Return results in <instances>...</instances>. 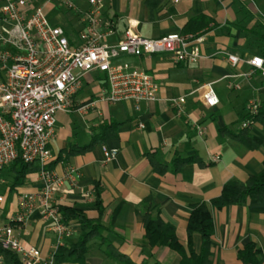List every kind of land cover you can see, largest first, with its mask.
<instances>
[{
	"label": "crops",
	"instance_id": "0c3cea01",
	"mask_svg": "<svg viewBox=\"0 0 264 264\" xmlns=\"http://www.w3.org/2000/svg\"><path fill=\"white\" fill-rule=\"evenodd\" d=\"M74 3L76 9L56 8L55 16L64 14L62 23L58 19L49 21L46 16L51 25L65 30L71 45L79 43L88 8L86 0ZM262 10L253 9L249 0H179L176 4L171 0H103L101 15L112 23L111 28H102L104 42L109 45L117 44L127 29L155 39L181 34L190 18L202 16L206 20L205 28L191 34L204 36L199 45L201 58L195 64H174L167 55L121 56L115 61L136 66L154 77L159 86L155 102L141 103L138 110L132 102H98L107 91L105 75L76 71L82 87L72 97L73 110L56 115L54 136L48 146L52 159L46 166L62 180L54 188V201L59 207L80 211L88 219H99L108 228L106 240L134 264L181 261L178 252L151 247L145 238L142 218L136 212L145 199L151 197L161 219L174 227L188 256L186 228L192 207L201 203L209 206L225 183L245 182L262 170L264 80L258 73L248 78L240 76L250 67L246 63L233 67L224 59L228 53L243 60L253 56L264 60ZM206 84H211L218 99L213 108L203 103ZM229 85L240 88L231 89ZM181 96L187 97L183 112L178 114L170 100ZM252 100L258 102L262 118L248 129L249 136H239L246 107ZM85 107L88 109L77 111ZM199 128L204 129L201 135ZM102 146L117 149V155L106 160ZM82 148L86 149L75 152ZM212 155H218L219 162H210ZM188 158L195 161L177 171L174 161ZM153 160L164 169L155 170ZM38 172L26 175L24 183L15 188L8 169L0 173L7 182L6 186L0 185V193L5 194L0 224L17 212L20 196L41 189ZM209 209L214 227L211 264H246L238 253L249 244L259 251L256 264H264V202L247 199L242 206ZM69 226L72 234L62 246L75 243L81 234L79 225ZM14 233L22 246L37 248L43 259L53 256L56 250L55 235L38 212H33L24 226L15 225ZM191 245L198 254V234L192 235ZM85 258L83 264H119L98 240L89 243Z\"/></svg>",
	"mask_w": 264,
	"mask_h": 264
},
{
	"label": "built area",
	"instance_id": "2783aa9c",
	"mask_svg": "<svg viewBox=\"0 0 264 264\" xmlns=\"http://www.w3.org/2000/svg\"><path fill=\"white\" fill-rule=\"evenodd\" d=\"M86 1L85 29L79 35V43L71 45L65 30L48 22L45 9L51 3L76 9L74 0H0V173L20 158L40 168L38 175L42 181L36 194L18 198L17 212L0 224V251L16 254L21 264H55L53 256L43 259L37 248L22 246L14 233L15 225L24 226L33 212H38L40 219L49 224L56 248L72 234L69 224L62 222L59 204L53 198L54 188L60 186L62 180L46 166L52 159L48 146L54 136L56 115L73 110L72 97L82 87L74 72L104 74L107 91L98 102H132L138 110L141 103L157 100L159 86L144 70L127 63L116 64L118 58L167 55L174 64H195L201 58L199 45L204 41L201 34L177 32L148 39L127 29L117 44L109 45L104 42L102 28L109 29L112 23L104 21L101 15L103 0ZM171 2L176 4L179 0ZM224 59L233 67L241 63L250 67L240 76L248 78L258 73L264 80L261 57L243 60L225 53ZM229 88L239 89L240 86L229 85ZM186 97L170 100V106L178 114L183 112ZM202 99L207 108L218 104L211 84L203 86ZM258 109L256 100L248 103L241 129L254 125ZM203 133L204 129L199 128L198 134ZM101 150L106 160L118 153L117 149L106 146ZM209 160L217 163L220 157L212 155ZM6 183L0 177V185L6 186ZM4 201L5 194L0 193V206ZM3 263L0 252V264Z\"/></svg>",
	"mask_w": 264,
	"mask_h": 264
},
{
	"label": "trees",
	"instance_id": "16d2710c",
	"mask_svg": "<svg viewBox=\"0 0 264 264\" xmlns=\"http://www.w3.org/2000/svg\"><path fill=\"white\" fill-rule=\"evenodd\" d=\"M205 22L206 20L202 16L190 18L181 34L195 33L206 27ZM260 118H262V113L258 111L253 120L256 123ZM248 133V129H243L239 136H249ZM85 149L82 148L75 152L80 153ZM193 161H195V158L181 159L175 160L173 164L178 171L181 166ZM151 163L155 170L164 169V167L154 160L151 161ZM7 169L12 175V188L22 185L26 175L39 170L35 164L24 163L20 158L16 159ZM247 199L259 203L264 202V163L262 170L256 175L249 176L245 182L230 180L225 183L220 195L211 200L209 206L217 210L227 206H242L246 203ZM96 203L98 205V200ZM209 206L205 203H201L193 206L191 209L186 228L188 256L185 254L176 238L174 227L161 219L159 208L153 204L151 197L145 199L136 212L142 218L144 236L149 241L151 247H168L178 252L181 255L179 264H211L210 257L212 256V249L214 246L211 238L214 227ZM59 211L61 213L62 222L67 225L76 223L81 229V234L75 243L56 248L53 255L55 264L71 262L83 264L86 260L85 256L88 252V245L93 240H98L102 245H106V254L119 264H134L127 256L118 252L112 244L106 240L104 233L108 228L104 226L99 219H88L80 211L69 207H59ZM193 234H198L201 238V246L198 254L194 253L191 245V237ZM0 252L3 256V264H21L16 254L5 250H1ZM258 254L259 251L256 250L253 245L249 244L238 253V256L243 263L256 264V255ZM154 264L159 263L155 262Z\"/></svg>",
	"mask_w": 264,
	"mask_h": 264
},
{
	"label": "rangeland",
	"instance_id": "374dc122",
	"mask_svg": "<svg viewBox=\"0 0 264 264\" xmlns=\"http://www.w3.org/2000/svg\"><path fill=\"white\" fill-rule=\"evenodd\" d=\"M249 3L252 5L253 9H255L256 11H263L262 8L264 9V0H249ZM57 4L56 3H51L50 5H48L45 9V13L47 18L49 19V21L52 20L53 22L56 21V19L60 20L59 22L62 23V21L64 20V14L61 12L60 15L57 17L55 15L56 14V8H57Z\"/></svg>",
	"mask_w": 264,
	"mask_h": 264
}]
</instances>
